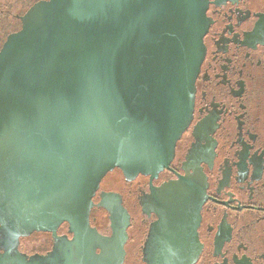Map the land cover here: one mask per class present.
Returning a JSON list of instances; mask_svg holds the SVG:
<instances>
[{"label":"water","instance_id":"1","mask_svg":"<svg viewBox=\"0 0 264 264\" xmlns=\"http://www.w3.org/2000/svg\"><path fill=\"white\" fill-rule=\"evenodd\" d=\"M205 9V0H45L19 17L0 49V210L14 230L80 228L108 173L169 166L193 115ZM184 180L165 187L159 230L195 231L203 197ZM190 244L167 241L159 253Z\"/></svg>","mask_w":264,"mask_h":264},{"label":"flooded vegetation","instance_id":"2","mask_svg":"<svg viewBox=\"0 0 264 264\" xmlns=\"http://www.w3.org/2000/svg\"><path fill=\"white\" fill-rule=\"evenodd\" d=\"M205 3L193 115L169 166L133 179L108 173L80 228L17 231L0 210V264H264V0ZM182 179L203 197L197 227L159 230L164 189ZM176 239L191 244L159 253Z\"/></svg>","mask_w":264,"mask_h":264},{"label":"rangeland","instance_id":"3","mask_svg":"<svg viewBox=\"0 0 264 264\" xmlns=\"http://www.w3.org/2000/svg\"><path fill=\"white\" fill-rule=\"evenodd\" d=\"M45 0H0V13H5L3 11L8 10V25L9 27L6 30H0V47L4 42V35L9 33H13L20 28L19 17H21L33 4ZM86 3H91L95 0H84ZM9 5L11 7L9 8ZM4 15V14H3ZM117 174H113L111 176H115Z\"/></svg>","mask_w":264,"mask_h":264},{"label":"trees","instance_id":"4","mask_svg":"<svg viewBox=\"0 0 264 264\" xmlns=\"http://www.w3.org/2000/svg\"><path fill=\"white\" fill-rule=\"evenodd\" d=\"M10 7H11V5H9V8ZM8 10L3 11L5 13H0V30H3V31L6 30L9 27V25L7 24L8 21H9V18L7 16L8 15ZM9 34H11V33H9ZM9 34L4 35L3 37L6 38Z\"/></svg>","mask_w":264,"mask_h":264}]
</instances>
